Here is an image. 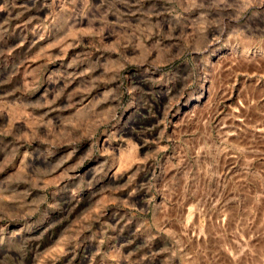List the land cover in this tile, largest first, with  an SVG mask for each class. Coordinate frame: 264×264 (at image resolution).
Here are the masks:
<instances>
[{
    "label": "rangeland",
    "instance_id": "1",
    "mask_svg": "<svg viewBox=\"0 0 264 264\" xmlns=\"http://www.w3.org/2000/svg\"><path fill=\"white\" fill-rule=\"evenodd\" d=\"M0 264H264V0H0Z\"/></svg>",
    "mask_w": 264,
    "mask_h": 264
},
{
    "label": "bare ground",
    "instance_id": "2",
    "mask_svg": "<svg viewBox=\"0 0 264 264\" xmlns=\"http://www.w3.org/2000/svg\"><path fill=\"white\" fill-rule=\"evenodd\" d=\"M80 22L82 23L83 22V20H80ZM130 157V156H129Z\"/></svg>",
    "mask_w": 264,
    "mask_h": 264
}]
</instances>
